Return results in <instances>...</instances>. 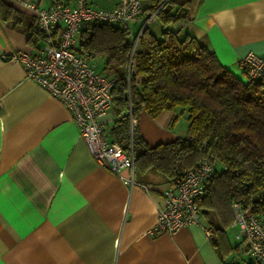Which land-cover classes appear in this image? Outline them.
Returning a JSON list of instances; mask_svg holds the SVG:
<instances>
[{"label": "crops", "instance_id": "0c3cea01", "mask_svg": "<svg viewBox=\"0 0 264 264\" xmlns=\"http://www.w3.org/2000/svg\"><path fill=\"white\" fill-rule=\"evenodd\" d=\"M32 1L48 8L54 0ZM163 1L140 0L142 14ZM89 3L106 9L116 0ZM141 23L133 20L130 32ZM147 27L160 36L156 17ZM174 28L206 45L240 80L239 58L250 50L264 56V0H199ZM27 39L23 28L0 20V264H255L233 221L213 239L204 236L201 226L212 225L203 215L199 225L156 233L169 182L134 170L126 184L128 169L116 174L96 161L68 109L8 59L33 50ZM179 114L141 111L138 132L149 145L185 136L186 127L175 124ZM112 119L110 110L100 122L107 127Z\"/></svg>", "mask_w": 264, "mask_h": 264}, {"label": "trees", "instance_id": "16d2710c", "mask_svg": "<svg viewBox=\"0 0 264 264\" xmlns=\"http://www.w3.org/2000/svg\"><path fill=\"white\" fill-rule=\"evenodd\" d=\"M198 3L164 0L153 5L150 12L156 11L160 36L145 26L133 51L137 33L85 22L74 51L90 60L100 57L99 71L114 78L113 119L104 130L124 152L132 150L134 170H153L171 183L200 159L213 164L205 192L196 200L200 215L212 225L213 239L233 221V203L264 217V80H240L206 45L174 28L192 17ZM0 20L23 28L34 47L43 39L34 16L5 0H0ZM162 110L186 113V135L149 145L138 132V115L146 111L155 117Z\"/></svg>", "mask_w": 264, "mask_h": 264}, {"label": "built area", "instance_id": "2783aa9c", "mask_svg": "<svg viewBox=\"0 0 264 264\" xmlns=\"http://www.w3.org/2000/svg\"><path fill=\"white\" fill-rule=\"evenodd\" d=\"M22 12L35 18L36 26L43 39L32 51H15L7 55L9 60L20 61L26 76L36 82L51 96L58 99L71 113L78 133L98 163L116 174L128 169L123 177L126 184L133 183V152H124L118 142L107 136L100 118L111 110L110 90L114 78L96 71L94 64L85 54L74 51L80 27L85 22H106L126 28L130 23L142 21L134 37L132 51L138 36L155 18L156 11L142 14L140 0H116L110 8H96L89 0H74L73 4L54 0L48 8L32 0H7ZM59 28V35L54 31ZM131 59L128 70H130ZM243 79L264 80V56L247 51L238 60ZM130 131L132 118L129 116ZM214 166L200 159L194 168L186 170L169 183L162 191V202L157 210L154 225L156 233L173 231L191 224L199 225L200 210L196 200L205 192L207 181ZM233 224L238 227V236L247 245L250 257L264 264V217L232 204ZM206 238L213 236L210 226L202 225Z\"/></svg>", "mask_w": 264, "mask_h": 264}, {"label": "rangeland", "instance_id": "374dc122", "mask_svg": "<svg viewBox=\"0 0 264 264\" xmlns=\"http://www.w3.org/2000/svg\"><path fill=\"white\" fill-rule=\"evenodd\" d=\"M151 23H154L153 21ZM156 23V22H155ZM94 63H95V66L98 70H101L102 68V60L100 57H96L94 58ZM186 113H182V114H179L177 116V120L175 121V124L177 125V127L179 128H184L186 127Z\"/></svg>", "mask_w": 264, "mask_h": 264}]
</instances>
